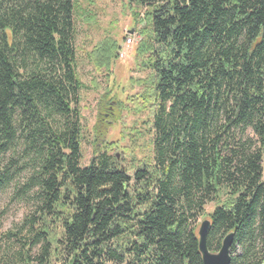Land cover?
Instances as JSON below:
<instances>
[{
    "label": "trees",
    "instance_id": "16d2710c",
    "mask_svg": "<svg viewBox=\"0 0 264 264\" xmlns=\"http://www.w3.org/2000/svg\"><path fill=\"white\" fill-rule=\"evenodd\" d=\"M137 2L151 156L130 175L81 166L74 0H0V195L29 208L0 264H202L210 203L208 250L232 233L230 264H264V0Z\"/></svg>",
    "mask_w": 264,
    "mask_h": 264
},
{
    "label": "rangeland",
    "instance_id": "374dc122",
    "mask_svg": "<svg viewBox=\"0 0 264 264\" xmlns=\"http://www.w3.org/2000/svg\"><path fill=\"white\" fill-rule=\"evenodd\" d=\"M74 2L77 74L83 85L79 106L81 166L88 165L96 153H105L131 175L151 156V118L148 104L143 102L151 91L150 73L145 67L149 40L141 33L147 29L146 9L137 0ZM255 139L250 130L235 134L238 144ZM13 193L11 187L0 195L2 249L8 244L5 235L17 231L29 211L13 198ZM214 208V203L204 207L195 224L196 235L200 223L209 220ZM238 252L236 248L235 254Z\"/></svg>",
    "mask_w": 264,
    "mask_h": 264
},
{
    "label": "water",
    "instance_id": "95a60500",
    "mask_svg": "<svg viewBox=\"0 0 264 264\" xmlns=\"http://www.w3.org/2000/svg\"><path fill=\"white\" fill-rule=\"evenodd\" d=\"M210 230V221L200 223L197 231V247L202 264H230V248L233 243V234L228 233L223 237L217 252H210L207 247V236Z\"/></svg>",
    "mask_w": 264,
    "mask_h": 264
},
{
    "label": "built area",
    "instance_id": "2783aa9c",
    "mask_svg": "<svg viewBox=\"0 0 264 264\" xmlns=\"http://www.w3.org/2000/svg\"><path fill=\"white\" fill-rule=\"evenodd\" d=\"M128 42H129L128 44H126V43H125V44H126V46H127V45H130V44L133 42V40H131V41H128ZM120 56H121V57H123V56H124V55H123V53H120Z\"/></svg>",
    "mask_w": 264,
    "mask_h": 264
}]
</instances>
